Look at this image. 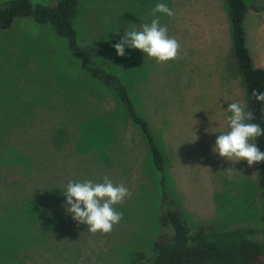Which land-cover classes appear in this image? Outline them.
<instances>
[{"label": "rangeland", "instance_id": "1", "mask_svg": "<svg viewBox=\"0 0 264 264\" xmlns=\"http://www.w3.org/2000/svg\"><path fill=\"white\" fill-rule=\"evenodd\" d=\"M157 3L175 13L156 15L179 41L178 58L157 63L128 47L117 55L113 45L125 31L150 23ZM247 4L246 45L264 68V0ZM72 23L88 65L121 74L161 149L164 190L186 221L190 214L187 224L261 229L257 164L233 163L213 151L220 131L229 130L228 105L243 102L250 111L226 0H78ZM119 58L130 78L115 63ZM105 175L132 195L114 206L123 213L119 224L93 234L66 211L63 191L70 180L102 182ZM159 182L140 128L114 92L80 68L50 24L17 17L0 29V264H130L137 252L152 257L153 242L170 233L158 223ZM239 196L249 210L234 207L229 217L236 222H215Z\"/></svg>", "mask_w": 264, "mask_h": 264}, {"label": "trees", "instance_id": "2", "mask_svg": "<svg viewBox=\"0 0 264 264\" xmlns=\"http://www.w3.org/2000/svg\"><path fill=\"white\" fill-rule=\"evenodd\" d=\"M248 0H226L232 29L233 51L238 71L246 89L250 111L257 123L264 128V102L252 97L253 89L264 92V68L255 67L245 41L243 20ZM78 0H57L54 4L32 3L31 0H4L0 2V29H8L17 17H31L39 25L50 24L57 35L63 37L80 68L94 79L112 90L121 101L128 115L144 134L153 165L160 174L161 205L158 223L168 228L169 234H160L152 244L153 255L144 259L141 252L130 264H264V238L258 241L259 232L250 226L222 229L215 226H200L192 229L173 205L171 197L164 190L163 157L144 117L140 116L121 78L105 67H92L84 58V52L77 42L73 19L77 13ZM256 11L260 6H252ZM257 147L264 152V136L257 139ZM5 159H2L3 162ZM258 179L264 202V162L257 164ZM264 224V211L262 214Z\"/></svg>", "mask_w": 264, "mask_h": 264}, {"label": "clouds", "instance_id": "3", "mask_svg": "<svg viewBox=\"0 0 264 264\" xmlns=\"http://www.w3.org/2000/svg\"><path fill=\"white\" fill-rule=\"evenodd\" d=\"M161 13L172 17L174 11L164 3H157L152 9L154 17L150 23L141 26V30L125 31L120 41L113 45L117 55L125 56V48L141 50L157 63L175 60L180 54L181 45L177 39L168 35L167 25L160 24ZM252 97L264 102V92L252 90ZM247 104L231 102L226 111L228 129L220 131L215 141L213 151L233 163L244 160L248 166L264 162V152L257 147V139L264 136V128L252 121L253 112L246 110ZM66 197V211L72 214L77 223L87 225V230L93 234H108L122 220L123 213L116 211L115 205L122 204L132 194L123 184H115L105 175L102 182L91 179L82 182L70 180L63 191Z\"/></svg>", "mask_w": 264, "mask_h": 264}, {"label": "crops", "instance_id": "4", "mask_svg": "<svg viewBox=\"0 0 264 264\" xmlns=\"http://www.w3.org/2000/svg\"><path fill=\"white\" fill-rule=\"evenodd\" d=\"M254 10V9H253ZM261 10V9H260ZM259 10V11H260ZM256 11V10H255ZM245 41H246V37H245ZM232 44H233V41H232ZM248 48V47H247ZM233 53H234V51H233ZM250 53V52H249ZM235 56V55H234ZM250 56H251V54H250ZM236 59V58H235ZM252 59V58H251ZM237 61V60H236ZM125 59H122V58H119V63L118 62H115V63H117L118 65H119V67H120V69H121V71H122V73H125L126 74V77L127 78H130L131 77V73H129L127 70H125ZM253 62V61H252ZM131 64H135V67H136V63H131ZM254 64V63H253ZM104 65H105V63H104ZM254 66L255 67H258V66H256L255 64H254ZM107 66L105 65V68H106ZM237 68H238V64H237ZM107 69L108 70H110L111 72H114V73H116L120 78H121V80H122V76H121V74L120 73H118L117 71H115L113 68H108L107 67ZM238 73H239V71H238ZM240 75V74H239ZM243 82V81H242ZM244 84V83H243ZM125 86H126V84H125ZM127 88V87H126ZM128 90V89H127ZM128 92H129V90H128ZM129 94H130V92H129ZM139 94V90H138V88L136 89V95H138ZM131 96V95H130ZM247 97V96H246ZM132 100H133V97H132ZM248 103V102H247ZM250 109V108H249ZM146 120V119H145ZM146 122H147V120H146ZM148 125V124H147ZM156 142V141H155ZM158 145V144H157ZM159 146V145H158ZM160 148V147H159ZM161 150V149H160ZM162 153V152H161ZM155 168V167H154ZM163 172H164V163H163ZM164 178H165V174H164ZM165 183V182H164ZM165 185H166V183L164 184V187H165ZM168 194V193H167ZM169 195V194H168ZM170 196V195H169ZM171 197V196H170ZM171 199H172V197H171ZM172 201H173V199H172ZM234 203H232V205H229V209L226 211V212H224V213H222V214H220L218 217H215V219H214V221L215 222H222L224 219H225V217H229L231 214H232V212H230L234 207H244V209H245V207H247L248 209H247V211L249 210V205L244 201V199L243 198H241V196H239V200L238 201H233ZM228 203H225V205H227ZM173 205H174V201H173ZM175 206V205H174ZM254 204H252L251 205V207L250 208H254ZM176 207V206H175ZM177 208V207H176ZM178 209V208H177ZM246 210V209H245ZM180 212V211H179ZM230 213V214H229ZM181 214V213H180ZM263 214V213H262ZM181 216H182V214H181ZM186 216L188 217H185L186 219H187V221L183 218V216H182V218L185 220V222L187 223L188 222V224L189 223H192L193 222V220L191 219V216H190V214L189 213H187L186 214ZM238 217V216H237ZM202 219V218H201ZM238 219H239V221L241 222L242 221V218H240V217H238ZM236 222L237 220L236 219H233V218H228V222ZM187 224V225H188ZM189 226V225H188ZM203 226H215V227H217L215 224L214 225H203ZM236 227H240V225H237V224H235L234 223V225H232V226H230V227H227V228H222V229H231V228H236ZM218 228H220V227H218Z\"/></svg>", "mask_w": 264, "mask_h": 264}]
</instances>
